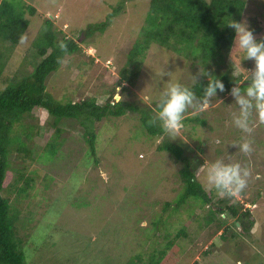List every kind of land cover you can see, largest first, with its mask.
<instances>
[{
    "label": "rangeland",
    "instance_id": "obj_1",
    "mask_svg": "<svg viewBox=\"0 0 264 264\" xmlns=\"http://www.w3.org/2000/svg\"><path fill=\"white\" fill-rule=\"evenodd\" d=\"M121 1L123 0H28L38 11L39 18L35 17L33 20L37 19L40 24L44 17L48 18L55 23L57 30L82 43L86 39L82 32L86 31L89 25L104 21ZM149 3L150 0H126V12L113 18L104 34L97 33L92 37L95 50L86 48V53L97 58L99 56L97 62H101V65L89 64L88 57H78L77 60L83 59L87 62L85 69L67 71V64L74 56L65 58L61 74L58 78H51L49 83L48 90L56 99L63 101L69 97L77 101L86 97H96L98 104L102 105L106 102L108 94L102 92L117 82L119 70L127 61L126 54L132 48L144 24ZM248 10L251 13H264V6L259 0H254L248 6ZM34 33L36 29L33 26L23 37L22 43L15 47L17 51H8L9 48L0 43V56H3L6 62L0 80V92L6 88L8 77L14 78V75L17 77L33 69L31 62H36L39 56L36 49L30 47L27 53L24 46L29 45L28 42ZM262 33L264 34V26ZM168 62L169 70H174L176 67L183 69L179 73L182 82L192 83L191 74L197 71L198 65L192 67L190 60L184 55L174 49L162 48L155 44L147 52V59L142 65L137 84L131 87L133 92L123 91V86H120L114 101L119 99L136 103L140 107H152L149 103L140 100V93L151 83L152 69L163 70ZM238 62H240L238 59L232 57L229 69L232 71L231 65ZM242 65L246 63L243 62ZM21 66L24 67L22 71ZM68 82L72 83L73 89L76 85L81 86L76 95L71 96L72 89H67ZM124 86L126 87L127 84ZM155 91L149 86L143 94L154 97ZM230 101L231 98L227 94L212 98L208 109L199 114L206 123L193 121L187 124L183 137L185 142H190V147L179 140L171 141L185 146V155L190 158L191 169L196 170L197 166L203 163V159L196 155L197 149L202 150L207 160L222 156L229 161H239L250 169L248 183L243 190L244 197L240 193L235 198L242 203H252L248 201L257 196L258 190L261 191L256 207L252 209L255 216L254 226L249 232H244L242 228L238 230L234 227V219L226 220L223 216H219L220 220L226 221L223 227L227 226L230 229L228 235H234L233 239L247 245L243 248L237 245V250L235 244L232 247L233 249L235 247L234 250H230L228 245V250H225L223 247L227 243H223L224 240L220 238L222 232L215 231L213 223L207 224L208 215L201 212V217L191 233L203 229L204 232L215 231L216 234L206 243L204 238V241L200 240L202 245L189 244V250L183 254V259L177 264H195V262L197 264H264V124H257L248 137L252 141V151L248 154L240 152L232 145L240 141L244 134L231 122V112L234 109L228 106ZM30 115L26 122L40 128L34 144V151L40 152L51 133L44 130L42 125L49 122L51 116L42 108H35ZM72 123L68 122L65 127L67 131L63 137L66 141L63 155H60L61 159L58 157V161L47 165L39 162L33 165L32 169L36 170V174H33L36 178L35 188L29 191L28 198L22 197L18 203L21 217L30 220L27 230L24 229L26 233L34 234L38 227L36 234L39 242L47 233L44 230L54 233V236L49 238V243L42 246L40 252L36 253L28 249L31 258L29 261L35 260L34 264H64L63 259L67 256L74 258L84 255L82 252L87 251L82 257L84 262L81 264H92L89 260H95L94 264L99 262L109 264L107 259L113 261L122 251L126 257H132L137 252L152 250L149 246L153 241L144 244L143 239L145 235L152 233L150 229L154 218L164 219V213H167L164 211V205L160 203L162 201L173 203L182 193L184 183L179 171L183 163L172 158L168 152L158 151L157 146L163 139L160 137L152 140L150 136L146 139L138 114L130 111L123 117L109 116L100 122L92 123V128L98 133L100 141H103L104 149L98 152L100 161L98 165L93 161L88 168L81 167V161L89 146L83 139L84 129L79 123L75 121ZM88 124L90 125L89 122ZM194 139L199 141H193ZM217 140L221 143H217ZM9 155V158L15 162L19 153L11 151ZM193 160L195 163H192ZM74 171L77 172L75 180L71 178ZM46 175L54 179L49 189L43 184ZM202 177L203 172L197 175V180L204 187ZM10 183L13 184L12 178L7 182L4 195L13 199L15 190L12 192L8 190L11 187ZM86 196L90 201L89 205L83 204L84 207H80L83 201H86ZM51 201L56 206L52 213L48 214V204ZM175 205L173 203L171 208ZM203 206L201 200L191 197L179 208H184L183 212L173 218L178 220L172 227L179 229L182 223L178 222L183 221L185 212L198 213ZM19 225L22 227L20 222ZM163 228L162 224L158 227L159 230ZM62 232H67L70 236L58 238ZM90 237L93 239L90 240ZM61 239L63 243H67L66 246L60 242ZM54 241H58L59 245H52ZM32 243L31 238L26 242L27 246ZM159 243V241L155 242L157 246ZM211 244H215L216 249L205 256L203 251ZM101 249L108 250V254L113 253L114 256L105 258Z\"/></svg>",
    "mask_w": 264,
    "mask_h": 264
},
{
    "label": "trees",
    "instance_id": "obj_2",
    "mask_svg": "<svg viewBox=\"0 0 264 264\" xmlns=\"http://www.w3.org/2000/svg\"><path fill=\"white\" fill-rule=\"evenodd\" d=\"M253 1L150 0L144 24L139 30L138 37L132 48L126 54L127 61L119 70L118 80L114 86L104 89L102 93L108 94V98L104 104L100 105L97 103L96 97H86L77 101L69 97L63 101L58 100L48 90L49 83L51 78L59 77L67 56H74L73 60L67 64V71L71 69L82 71L85 69L87 62L83 61V59L77 60L78 57H88L89 64L101 65V62H97V59L100 58L98 54L95 52L98 58L91 54L88 55L86 48L95 50L91 40L92 37L97 33L104 34L109 29L113 18L122 12H126V0L121 1L104 21L88 26L86 31L82 32L83 36L86 37L83 43L57 30L55 23L48 18L44 17L39 24V21H37L39 18L38 11L28 0H0V43L5 44L9 48L7 49L8 51H17L16 48L22 43L27 31L34 26L36 33L33 34V40L30 39L28 42L30 46L26 44L24 49L28 53L30 47L34 48L39 56L36 62H31L33 69L30 72L21 73L17 77L14 75V78L8 77L6 79L8 82L6 88L0 92V264H34L35 260L33 262L29 261L31 258L28 249L38 253L41 251L42 246L49 243V238L54 236V233L44 230L47 233L42 236L39 242L36 234L38 227L34 234H31V232L26 233L25 230H27L30 220L21 217L22 213L18 203L21 201L20 198H28L29 191L35 188L36 178L33 174H36V170L32 169L33 165L38 162L47 165L58 161V157L61 159L60 155H63L66 141L63 134L67 131L65 129L67 123L75 121L84 129L83 139L89 146L81 161V167L84 168L91 166L93 161L98 165L100 162L98 152L104 149L103 141H100L98 133L91 126L95 121L100 122L109 116L123 117L127 112L132 111L138 114L146 139L147 136L153 138L152 140L160 138V128L152 119V107H140L136 103L125 100L120 101L119 99V101H114L120 86H123V91L133 92L131 87L137 84L142 65L147 59V52L155 44L162 48L174 49L184 55L190 60L192 67L195 65H206V67L213 68L216 74H222L226 90L218 93V96L226 95L227 89L231 86L229 51L234 33L231 28L223 25V22L231 18L236 20L247 18L255 29L258 38L264 39L262 33L264 13H251L248 10V6ZM259 1L264 6V0ZM246 14H249V17ZM35 17L37 19L33 20ZM233 57L239 60L235 52ZM0 59L1 80L6 62H4L3 56H0ZM243 62L246 65H242V67L246 69H251L254 66L250 60ZM21 67L20 70H24V67ZM124 84H127V86L125 87ZM67 87L69 90L72 89L71 96L73 94L76 95L81 89V86L77 85L73 89L71 82H68ZM196 90L199 94V89L197 88ZM35 108H42L51 116V120L42 125L44 130L46 129L47 132L51 131V133L40 152L34 151L35 137L39 135L40 128L37 125L26 122V119L31 116L30 114ZM193 121L200 122V124L206 123L205 119L198 117V115H188L186 117V124ZM157 150L168 152L172 158H175L180 163L188 158L185 155V146L168 139H163L157 146ZM11 151L19 153L15 162L9 158ZM27 162H29V165H27ZM179 172L184 183V189L178 199L173 200V203L176 204L175 207L171 208L172 201H162L160 203L164 205V211L167 212L164 213V219H162L167 226H164L163 230H159L158 233H153L157 231L161 220L154 218L153 227L155 228L151 231V234L145 235L143 239L144 244L149 243L151 240L153 241L151 244L152 253L147 255V260L143 257L144 253L142 252H137L132 257H126L125 260L128 264L180 263L183 259V254L189 250V244L194 246L202 245L201 241L205 239L206 243L208 240H212L217 230L222 232L220 238L224 240L223 243H227L223 249L228 250L229 245L230 250H234L235 247L234 249L232 248L234 244L236 245V250L237 245L240 248L247 246L244 242L233 239L232 236L235 237L234 235H228L230 229L227 226L223 227L226 221L220 220L219 216L229 212L234 218V227L238 230L242 228L244 232H249L251 227L254 226L255 216L253 210L246 207L245 202L242 203L235 197H219L215 191L204 192L200 185L193 180L195 175L190 171L189 165H183ZM76 173L74 171L71 178H74ZM11 178L13 184L10 183L11 187L8 190L11 192L15 190L13 199L4 195L7 182ZM53 180V177L46 175L43 181L44 187L49 189ZM241 193L244 197L245 192L242 191ZM260 194L261 191L258 190L257 196L248 202H252V205L256 204L260 199ZM191 197L192 199L201 200L204 206L215 204L217 209H209V219H206L207 224L213 223L215 231L204 232L203 229H197L195 233H191L199 217H201L193 212L184 213L183 221L178 222L182 223L179 229L172 227L175 226L178 220L173 218L180 216L183 212L184 208H179L186 204ZM215 197H218L217 202H213ZM83 202L80 207L89 205L88 196H86V201ZM55 206L52 201L49 202L48 214L52 213ZM225 219L228 220V217H225ZM238 223L240 227H238ZM65 235L70 236L67 232H62L58 238ZM29 238H31L33 243L27 246L26 242ZM92 239L90 237V240ZM156 241L160 242L158 246L155 244ZM60 242H62V239ZM63 244L67 245V243ZM52 245L57 246L59 242L54 241ZM215 249V244H211L203 251V254L208 256ZM101 250L105 254V258H112V254H108V250ZM85 252H82L84 255L81 254L74 257L76 259L67 256L63 259L64 264L83 263L82 257L85 256ZM102 258L105 259L104 257ZM241 258L243 259V257ZM244 259L247 258L244 257ZM107 260L112 263V260ZM94 261L89 260L92 264H94ZM96 264L104 263L99 262Z\"/></svg>",
    "mask_w": 264,
    "mask_h": 264
},
{
    "label": "clouds",
    "instance_id": "obj_3",
    "mask_svg": "<svg viewBox=\"0 0 264 264\" xmlns=\"http://www.w3.org/2000/svg\"><path fill=\"white\" fill-rule=\"evenodd\" d=\"M247 16L249 17V15ZM223 25L231 28L234 33L229 51L230 60L235 52L240 61L231 65V86L227 89V95L231 98L228 106L234 109L231 112V122L244 135L240 141L232 146L240 152L248 154L252 151V141L248 137L257 124H264V39L258 38L255 29L247 18L240 20L231 18L223 22ZM249 60L253 62L254 66L251 69L242 67V62ZM168 66L169 62L163 70L152 69L151 83L144 87L139 98L152 106V119L159 126L162 139L179 140L190 147V142H185L183 137V132L188 127L186 117L188 115L200 117L199 114L208 109L211 98L217 97L218 93L225 92L226 84L222 74H216L213 68L206 67V65H198L197 71L191 74V84L182 82L179 76V73L183 71L182 68L176 67L174 70H169ZM149 86L156 90L154 97L143 94ZM190 109L191 112H189ZM193 141L199 140L194 139ZM217 143H221V141L217 140ZM196 155L203 159V163H200L196 170L191 169L189 156H187L186 161L182 162V167L189 165L190 171L195 175L193 180L200 185L204 192L215 191L219 197H236L246 188L250 169L243 166L239 161H229L222 156H218L214 160H207L201 149L196 150ZM192 163H195V160ZM201 172H203L204 187L208 190L197 180V175ZM214 199L213 202L218 201V197ZM245 205L251 209L256 207V204L253 206L251 203ZM212 208L217 209L212 203L201 207V211L195 214L201 216L200 213L205 212L209 215L208 210ZM223 217L234 219L230 213L228 216L227 212ZM161 224L167 226L162 219L158 227ZM238 227L240 226L238 225ZM154 228L152 226L150 230L153 231ZM158 232L159 229L157 228V231L153 233ZM152 251L144 250L141 252L144 253L143 257L147 260V255ZM111 254L113 257L114 254ZM125 258L126 254L122 251L112 263H109L128 264Z\"/></svg>",
    "mask_w": 264,
    "mask_h": 264
},
{
    "label": "water",
    "instance_id": "obj_4",
    "mask_svg": "<svg viewBox=\"0 0 264 264\" xmlns=\"http://www.w3.org/2000/svg\"><path fill=\"white\" fill-rule=\"evenodd\" d=\"M227 215L229 216V213L227 212ZM239 225V224H238Z\"/></svg>",
    "mask_w": 264,
    "mask_h": 264
}]
</instances>
